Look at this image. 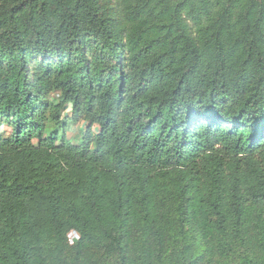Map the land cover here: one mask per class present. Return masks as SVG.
Masks as SVG:
<instances>
[{
  "label": "trees",
  "instance_id": "obj_1",
  "mask_svg": "<svg viewBox=\"0 0 264 264\" xmlns=\"http://www.w3.org/2000/svg\"><path fill=\"white\" fill-rule=\"evenodd\" d=\"M1 127L0 264H264V0H0Z\"/></svg>",
  "mask_w": 264,
  "mask_h": 264
},
{
  "label": "rangeland",
  "instance_id": "obj_2",
  "mask_svg": "<svg viewBox=\"0 0 264 264\" xmlns=\"http://www.w3.org/2000/svg\"><path fill=\"white\" fill-rule=\"evenodd\" d=\"M70 108H67L66 111L64 112L63 116H70V112H69ZM2 135L5 137V135H8L9 130L6 129V127H1L0 128ZM97 128L94 126L93 127V131H96ZM85 131V123L84 122H79L77 124H69L66 128L65 131V136L68 140L73 141L74 143H77L81 140L80 135L81 133ZM72 237H74V235H72ZM73 240V239H72Z\"/></svg>",
  "mask_w": 264,
  "mask_h": 264
},
{
  "label": "built area",
  "instance_id": "obj_3",
  "mask_svg": "<svg viewBox=\"0 0 264 264\" xmlns=\"http://www.w3.org/2000/svg\"><path fill=\"white\" fill-rule=\"evenodd\" d=\"M72 235H74V237H72ZM77 235L74 233V232H71L69 235H68V239H69V243L72 244L73 240L72 239H77Z\"/></svg>",
  "mask_w": 264,
  "mask_h": 264
},
{
  "label": "clouds",
  "instance_id": "obj_4",
  "mask_svg": "<svg viewBox=\"0 0 264 264\" xmlns=\"http://www.w3.org/2000/svg\"><path fill=\"white\" fill-rule=\"evenodd\" d=\"M71 232H73V231H71ZM71 232H70V233H71ZM70 233H69V234H70ZM74 233H75V232H74ZM69 234H68V235H69ZM75 234L77 235V233H75ZM68 235H67V238H68ZM77 237H78V235H77ZM77 239H78V238H77ZM77 239H73L72 242H75V240H77ZM68 240H69V239H68Z\"/></svg>",
  "mask_w": 264,
  "mask_h": 264
}]
</instances>
